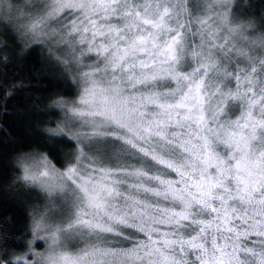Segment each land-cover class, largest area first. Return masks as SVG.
<instances>
[{
    "label": "snow or ice",
    "instance_id": "1",
    "mask_svg": "<svg viewBox=\"0 0 264 264\" xmlns=\"http://www.w3.org/2000/svg\"><path fill=\"white\" fill-rule=\"evenodd\" d=\"M250 7L0 0V30L21 54L46 49L76 91L36 106L41 142L71 151L15 157L44 202L0 264H264V15Z\"/></svg>",
    "mask_w": 264,
    "mask_h": 264
},
{
    "label": "trees",
    "instance_id": "2",
    "mask_svg": "<svg viewBox=\"0 0 264 264\" xmlns=\"http://www.w3.org/2000/svg\"><path fill=\"white\" fill-rule=\"evenodd\" d=\"M242 2L251 6L242 10V16L259 20L264 15V0ZM0 41L7 42L6 52L5 44L0 43V55L8 57L6 63L0 61V243L11 245L29 226L31 205L36 201V193L16 181L15 157L35 149L48 152L55 160L71 151L70 145H61L53 155L41 142L44 135L41 121L48 117L36 106L46 104L54 94L72 98L76 91L60 66L47 58L46 49L32 44L21 54L17 41L3 30H0ZM6 93L12 96L5 100ZM56 118L59 117H53Z\"/></svg>",
    "mask_w": 264,
    "mask_h": 264
},
{
    "label": "rangeland",
    "instance_id": "3",
    "mask_svg": "<svg viewBox=\"0 0 264 264\" xmlns=\"http://www.w3.org/2000/svg\"><path fill=\"white\" fill-rule=\"evenodd\" d=\"M21 3H23V0H21ZM25 187L33 190L36 193V198H35L36 201H35V203H33L31 205V212H32L34 205L44 202V193H42L39 189H35V188H32V187H28V186H25ZM37 244L39 245V244H41V242L37 241Z\"/></svg>",
    "mask_w": 264,
    "mask_h": 264
}]
</instances>
